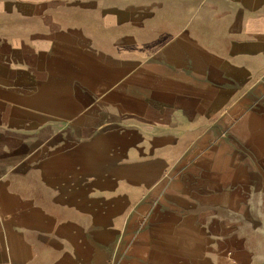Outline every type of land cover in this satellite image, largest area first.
Returning <instances> with one entry per match:
<instances>
[{
  "label": "crops",
  "instance_id": "obj_1",
  "mask_svg": "<svg viewBox=\"0 0 264 264\" xmlns=\"http://www.w3.org/2000/svg\"><path fill=\"white\" fill-rule=\"evenodd\" d=\"M264 0H0V264H264Z\"/></svg>",
  "mask_w": 264,
  "mask_h": 264
},
{
  "label": "built area",
  "instance_id": "obj_2",
  "mask_svg": "<svg viewBox=\"0 0 264 264\" xmlns=\"http://www.w3.org/2000/svg\"><path fill=\"white\" fill-rule=\"evenodd\" d=\"M233 264H238V263H233Z\"/></svg>",
  "mask_w": 264,
  "mask_h": 264
},
{
  "label": "rangeland",
  "instance_id": "obj_3",
  "mask_svg": "<svg viewBox=\"0 0 264 264\" xmlns=\"http://www.w3.org/2000/svg\"><path fill=\"white\" fill-rule=\"evenodd\" d=\"M263 146H264V141H263Z\"/></svg>",
  "mask_w": 264,
  "mask_h": 264
}]
</instances>
